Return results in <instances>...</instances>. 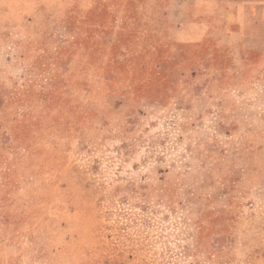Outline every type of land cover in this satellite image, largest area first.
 <instances>
[{"label":"rangeland","instance_id":"374dc122","mask_svg":"<svg viewBox=\"0 0 264 264\" xmlns=\"http://www.w3.org/2000/svg\"><path fill=\"white\" fill-rule=\"evenodd\" d=\"M169 2L0 6V264H264V60Z\"/></svg>","mask_w":264,"mask_h":264},{"label":"crops","instance_id":"0c3cea01","mask_svg":"<svg viewBox=\"0 0 264 264\" xmlns=\"http://www.w3.org/2000/svg\"><path fill=\"white\" fill-rule=\"evenodd\" d=\"M42 1L0 0V6H40ZM169 6H213L215 12L224 11L232 37L247 41L248 50L264 60V0H170Z\"/></svg>","mask_w":264,"mask_h":264}]
</instances>
